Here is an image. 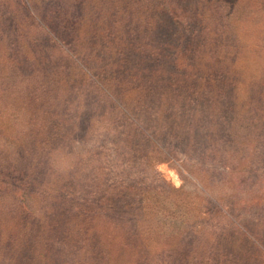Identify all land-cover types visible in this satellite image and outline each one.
Segmentation results:
<instances>
[{"label":"trees","instance_id":"obj_1","mask_svg":"<svg viewBox=\"0 0 264 264\" xmlns=\"http://www.w3.org/2000/svg\"><path fill=\"white\" fill-rule=\"evenodd\" d=\"M13 1L26 11H32L34 16L30 23L9 19L5 9L7 0H0V57L4 55L5 64L10 50L9 36L15 37L20 50L28 51L27 35L31 28L41 29L50 40L61 43L63 37L57 35L52 22L54 17L57 20L59 16L70 18L77 24V32L85 24V29L80 32L81 40L76 35L77 49L67 54L82 69L86 81L99 87L105 97L107 112L114 110L116 116L131 120L133 113L151 106L149 101L153 99V117L160 113L159 120H167L168 125H172L161 134L165 139L163 144H155L143 129L135 128L145 140L152 141L151 158H155V162L166 161L169 156L180 153L201 166L208 162L223 165L226 173H233L236 168L237 177L242 179L251 169L253 159L260 156L258 145L248 136L249 128L244 125H263L264 103L253 102L254 95L264 100L263 71L260 74L262 82L256 80L258 85H251L248 96L240 101L234 90L237 78L230 67L213 68L212 63L200 60V71L182 70L185 64L179 59L178 63L168 62L167 57L165 60L164 55L156 51L166 49V55L169 51L164 37L172 26L168 22L169 14L174 11L171 4H165L163 0L129 3L112 0L113 12L106 15L90 12L89 3L79 0L83 9L78 23L73 19L72 0ZM73 1L74 4L78 2ZM190 1L194 3L195 0ZM209 2L196 1L191 9L188 7L202 15V21L197 23L203 28V41L210 48L198 54H218L221 62L227 59L230 64L236 51L228 44L227 30L236 17L232 8L224 14L223 9L218 11L213 0ZM100 7L102 2H99V9H102ZM119 13L121 15L117 16ZM193 25L190 19L183 27L187 30ZM74 51L85 59L107 58L109 64H116V69H103V65H95L93 70L85 68ZM171 52L178 55L177 47ZM99 70L103 71L99 73ZM17 72L18 68L13 72L6 70L7 75ZM94 124L87 125L83 131L75 125L69 132V142H72L68 153L70 164L65 169L54 170L53 161H49L51 145L47 140L37 139L43 135L37 129L32 128L37 132L29 135V140L23 144L15 141L0 150V264H47V255L45 258L33 255L37 249L42 252L44 245L51 255L50 264H99L96 259L106 256L110 241L114 242L112 245L118 252H128L140 260L150 252L146 244L156 229L153 219L156 223L170 218L180 221L176 210L168 212L166 206L152 208L149 205L143 195L151 184L147 181L150 180L148 175L144 173L142 178L141 173L134 172L133 166L124 167L122 160L112 161L115 164L111 168L108 159L100 162L102 150L95 151L90 157L89 153L85 155L81 144L88 141L86 136H96L95 132L101 129L106 136L113 131L111 125ZM58 133L54 134L58 136ZM113 145L116 155L133 157L132 162H138L140 166L148 163V152L137 151L135 145ZM18 147L29 150L30 157H18ZM132 151L139 153L130 155ZM238 183L242 185L243 182ZM66 185L70 187L68 192L62 191ZM114 190H119L121 196L116 197L112 193ZM126 191H130L129 197L125 195ZM220 200L221 197H212L210 202L217 213L228 219L232 207L228 201L222 203ZM34 206L38 209L37 217L33 216ZM242 208L248 207L239 209L246 211ZM178 225L180 229L184 228L183 222ZM193 227L191 230L196 231L197 226ZM185 228L187 231L189 226ZM59 234L62 241L60 245L56 243V247L53 242ZM31 244H36L37 248L29 246Z\"/></svg>","mask_w":264,"mask_h":264},{"label":"rangeland","instance_id":"obj_2","mask_svg":"<svg viewBox=\"0 0 264 264\" xmlns=\"http://www.w3.org/2000/svg\"><path fill=\"white\" fill-rule=\"evenodd\" d=\"M86 1L91 6L90 12H101L106 15L113 12L112 0ZM124 1L129 3L133 0ZM163 1L165 4H171L170 7L174 10L169 14L168 22L172 24L170 33L164 37L167 39L169 51L166 55L167 50L159 48L156 53L164 55L165 60L167 57L168 62L178 63L179 59L185 64L182 70L193 68L200 71L202 69L200 60L212 63L213 68L224 65L230 67L237 78L234 84L237 99L243 101L248 96L249 87L257 86L256 80L262 82L260 74L262 71L264 73V0H213L218 11L223 9L225 14L227 9L232 8V13L236 17L227 30L228 44L236 51L230 64L227 59L221 62L218 54L217 56L212 53L211 56L198 54L210 48L203 41L205 34L201 30L203 28L197 23L198 20L202 21V15L189 10L188 7L191 9L196 1L211 3L209 0H195L194 3L190 0ZM99 2H102L100 7L102 9H99ZM72 3L73 19L79 23L83 5L79 4V0L75 4L72 0ZM5 9L9 19L32 22L33 12L26 11L13 0H7ZM119 15L121 13L117 16ZM128 17L135 20L133 16ZM188 17L194 25L185 30L183 25L185 21H190ZM52 22L57 35L63 37L61 43L50 40L41 29L31 28L27 35L28 51L20 50L15 37L9 36L10 50L6 64L4 55L0 57V150L10 147L15 141L23 144L25 140H29V135L39 131L43 135L37 139L47 140L51 145L49 161H53L52 167L57 171L67 168L70 164L68 153L72 142H69L68 135L75 125H78L81 131L87 125L88 127L96 125L94 123L111 125L113 131L107 133V136L101 133L103 129L95 132L98 138L86 136L88 141L81 144L85 148V155L89 153L90 157L95 151L99 153L102 150L100 162L104 160L107 162L108 159L110 161L108 166L111 168L116 160H122L124 167L133 166L134 172L141 173L142 178L145 176L144 173L148 175L150 180L147 181L151 184L143 195L149 205L152 208L166 206L168 212L176 210L180 220L177 222L170 218L162 223H156L153 219L156 229L147 240L146 245L150 251L147 257L138 260L128 252H118L112 245L114 242L110 241L106 256H98L96 259L99 264H264V122L263 125H244L249 128L248 136L258 145L260 156L253 159L251 169L242 179L240 176L237 177L239 172L235 171L236 168L233 173H230L231 171L226 173L223 165L208 162L201 166L180 153L169 156L166 161L155 162V158H151L153 152L151 140H154L155 144H163L165 139L161 134L172 125H168L167 120L161 122L158 118L160 113L153 117L154 100L149 101L151 106L141 107L140 112L133 113L131 120L116 116L114 110L107 112L105 97L99 87L86 81L82 69L67 54L68 51L77 49L76 35L81 40L80 32L85 29V24L81 25L77 32L78 26L73 24L70 18L67 20L59 16L57 20L54 17ZM178 25L181 27L177 28ZM174 47H177L178 55L171 52ZM74 55L85 68L93 70L95 65H103V69H116V64H109L110 60L107 58L85 59L75 51ZM119 59L120 56L118 61ZM17 68L16 74L7 75L6 70L13 72ZM101 71L103 70L98 72ZM253 97L254 103L257 101L264 103V100L256 95ZM251 116L249 113L250 122ZM169 122L172 123L171 120ZM136 127L150 135L151 140H145L136 131ZM56 131L59 132L58 136L54 134ZM185 137L189 138L188 135ZM114 143L135 145L137 151L148 152V163L140 166L138 162H132L135 158L132 159L131 156L130 159L124 155H116L113 151ZM16 151L18 157L22 159L31 155L29 150L22 147H18ZM138 153L132 151L130 155ZM153 179L156 181H152ZM239 181L243 182L242 185L238 183ZM69 190V185H66L62 191ZM119 190L112 193L119 197L121 196ZM129 194L130 191L125 192L128 197ZM212 197H221L222 203L229 202L232 208L228 219L213 209L210 202ZM256 204L260 206H255ZM242 206L248 207L242 208L246 211L239 210ZM36 213L38 209L34 206V217H37ZM181 222L184 228L180 229L178 224ZM193 225L197 226L196 231L191 230L194 228ZM186 226H189L187 231ZM61 236L57 235L53 242L56 247H58L56 243L61 244ZM29 246L37 248L36 244ZM172 246L174 248H171ZM47 249L48 247L44 245L42 252L37 249L33 255L39 254L42 258L47 255L46 263L50 264L51 255Z\"/></svg>","mask_w":264,"mask_h":264},{"label":"bare ground","instance_id":"obj_3","mask_svg":"<svg viewBox=\"0 0 264 264\" xmlns=\"http://www.w3.org/2000/svg\"><path fill=\"white\" fill-rule=\"evenodd\" d=\"M236 132V131H235Z\"/></svg>","mask_w":264,"mask_h":264}]
</instances>
